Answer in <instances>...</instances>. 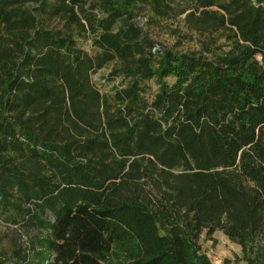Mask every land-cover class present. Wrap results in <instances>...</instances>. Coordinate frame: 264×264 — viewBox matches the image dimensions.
Masks as SVG:
<instances>
[{
	"label": "trees",
	"instance_id": "trees-1",
	"mask_svg": "<svg viewBox=\"0 0 264 264\" xmlns=\"http://www.w3.org/2000/svg\"><path fill=\"white\" fill-rule=\"evenodd\" d=\"M216 231L264 264V0H0V264H211Z\"/></svg>",
	"mask_w": 264,
	"mask_h": 264
},
{
	"label": "rangeland",
	"instance_id": "rangeland-1",
	"mask_svg": "<svg viewBox=\"0 0 264 264\" xmlns=\"http://www.w3.org/2000/svg\"><path fill=\"white\" fill-rule=\"evenodd\" d=\"M139 22L140 26H142L143 21ZM183 33V28H181L177 23L171 22L167 28L161 26L160 28L154 29L151 36L158 44L161 45L171 46L180 41L181 45L184 47H195V43L193 41L180 37ZM84 48L85 50H88L87 44H84ZM109 69V66L105 67L91 76L93 84L101 93H107L112 87L121 82L119 78L114 80L108 78ZM151 87L152 91L156 90V86L153 83H151ZM198 242L204 253L208 256L211 264H246L240 260L241 254L239 246L230 243L220 231L214 232L211 240L205 239L204 233H202Z\"/></svg>",
	"mask_w": 264,
	"mask_h": 264
}]
</instances>
